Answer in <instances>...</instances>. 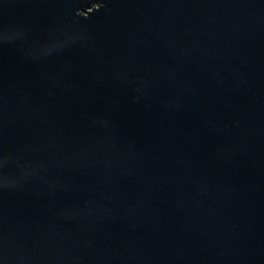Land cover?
Returning a JSON list of instances; mask_svg holds the SVG:
<instances>
[{
	"label": "water",
	"instance_id": "water-1",
	"mask_svg": "<svg viewBox=\"0 0 264 264\" xmlns=\"http://www.w3.org/2000/svg\"><path fill=\"white\" fill-rule=\"evenodd\" d=\"M0 264H264V0H0Z\"/></svg>",
	"mask_w": 264,
	"mask_h": 264
}]
</instances>
